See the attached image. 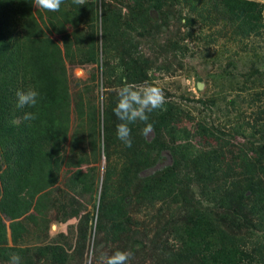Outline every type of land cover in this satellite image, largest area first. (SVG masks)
Listing matches in <instances>:
<instances>
[{"label": "rangeland", "instance_id": "rangeland-1", "mask_svg": "<svg viewBox=\"0 0 264 264\" xmlns=\"http://www.w3.org/2000/svg\"><path fill=\"white\" fill-rule=\"evenodd\" d=\"M192 1L198 11L183 2H166L161 10L145 11L146 4L138 8L131 3L122 6V1L85 0L77 28L80 44L76 46L72 39L70 56L62 52L68 90L66 117L49 111L45 123L38 116L27 123L32 128L42 124L64 141L62 166L50 198L48 236L32 234L8 246L53 243L66 254L64 264H104L103 258L118 250L132 253L130 264H197L181 253L183 239L195 230L196 213L209 211L225 231L244 237L252 226L263 224L251 198L232 202L229 209L207 201L205 193L220 181L197 180L188 169L178 170L176 165L174 169L176 159L166 137H156L154 132L145 136L143 130L133 134L132 147L147 157L142 165L130 166L127 150L116 135L121 121L113 110L121 89L155 85L162 88L166 103L177 109L169 115L172 127L193 132L196 124H202L229 146H252L264 156V33L243 38L236 33L235 22L209 9L214 0ZM104 5L120 8L121 25L124 21L130 25L129 29L120 26L115 45L132 39L135 56L148 62L146 77L139 83L125 79L127 56L119 54L121 48L109 46L104 51ZM34 10L39 9L34 6ZM136 16L142 24L134 21ZM92 32L93 61L85 45ZM60 35L52 33L51 37L60 43ZM193 143L205 150L216 146L211 139L197 138ZM123 166L128 169L125 177L121 176ZM171 168L180 173V181L168 183L161 178ZM109 171V186L125 187L126 214L115 223L102 218V209L113 200L103 195ZM77 173L90 175L91 191L71 190ZM28 257L24 253L22 264H56L36 258L24 262ZM0 264L9 262L0 260Z\"/></svg>", "mask_w": 264, "mask_h": 264}, {"label": "trees", "instance_id": "trees-1", "mask_svg": "<svg viewBox=\"0 0 264 264\" xmlns=\"http://www.w3.org/2000/svg\"><path fill=\"white\" fill-rule=\"evenodd\" d=\"M112 1H122V6L125 3L136 4L138 8L146 4L145 11L161 10L166 2H183L190 10L199 9L192 0ZM214 1L209 9L218 14L224 13L230 22H235L236 33L243 38L264 33V3L251 0ZM201 7L204 8V5ZM118 9L104 5L103 48L106 53L109 46L116 50L121 48L119 54L127 56L123 63L125 79L128 83H139L146 77L148 62L135 56L136 43L132 39L121 43L117 41L120 45H115L114 38L121 33L120 28H130L126 21L121 25L122 16ZM83 13L82 6L73 4L72 0H65L59 12L34 10L33 0H0V260L3 262H9L13 254L24 258V253L29 254L24 262L36 258L64 264L67 260L66 254L59 252L53 243L44 245L39 241L32 246L18 248L8 246V242L17 245L32 234L48 236L47 217L52 209L50 198L62 166L60 151L64 141L42 124L49 111L66 117L68 90L62 52L66 57L70 56L72 39H75L76 46L80 44L76 37ZM143 17L144 14L141 19ZM141 19L137 17L134 21L140 25L143 23ZM52 33L61 34L60 43L51 37ZM85 45L89 59L93 61V32ZM29 88L40 93L39 103L36 107L18 108L17 91ZM165 107L166 111L148 113V123L154 126L156 137H166L171 144V154L176 159L174 169L175 165L178 170L188 169L197 180L220 181V185L210 187L204 195L218 208L229 209L232 202L251 198L253 210L263 222L252 226L251 233L244 237L225 231L209 211L196 213L195 230L182 241L183 258L197 264H264L263 154L252 146H229L202 124H196L193 132L185 127H172L169 115L177 109L169 103ZM29 112L39 117L40 127L32 128L27 124L24 116ZM145 126L141 121L131 124V136ZM197 138L214 140L216 146L202 149L193 143ZM124 147L127 150V165L143 164L147 157L143 150ZM123 168L121 176L125 177L128 169L126 166ZM174 169L163 173L161 178L168 183L180 181V173ZM110 179L111 171L107 175L103 195L104 199L113 200L102 209V218L115 223L126 214L122 197L125 187L109 186ZM74 180L70 185L73 192L79 189L81 194L92 190L90 175L80 176L77 173ZM247 243L251 245L249 251L245 248Z\"/></svg>", "mask_w": 264, "mask_h": 264}, {"label": "clouds", "instance_id": "clouds-1", "mask_svg": "<svg viewBox=\"0 0 264 264\" xmlns=\"http://www.w3.org/2000/svg\"><path fill=\"white\" fill-rule=\"evenodd\" d=\"M34 6L46 12H59L65 0H33ZM75 5L83 6L85 0H72ZM118 62V61H117ZM17 107H36L40 100V93L35 89L29 88L27 91L18 90ZM166 99L162 88L150 86L126 85L119 93V100L114 108L115 116L121 121L117 125V138L126 146L132 147L131 124L141 121L145 123L143 135L148 136L153 132L154 126L149 121L148 113L160 110L166 111ZM25 120L36 119L35 113H25ZM132 253L128 251H115L111 255L103 258L104 264H130ZM9 264H22L21 257L13 254Z\"/></svg>", "mask_w": 264, "mask_h": 264}, {"label": "crops", "instance_id": "crops-1", "mask_svg": "<svg viewBox=\"0 0 264 264\" xmlns=\"http://www.w3.org/2000/svg\"><path fill=\"white\" fill-rule=\"evenodd\" d=\"M263 3V2H262Z\"/></svg>", "mask_w": 264, "mask_h": 264}]
</instances>
